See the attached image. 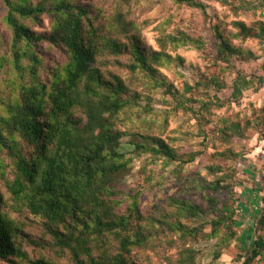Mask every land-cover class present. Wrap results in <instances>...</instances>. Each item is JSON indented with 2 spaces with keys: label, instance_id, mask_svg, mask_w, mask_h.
I'll return each instance as SVG.
<instances>
[{
  "label": "trees",
  "instance_id": "trees-1",
  "mask_svg": "<svg viewBox=\"0 0 264 264\" xmlns=\"http://www.w3.org/2000/svg\"><path fill=\"white\" fill-rule=\"evenodd\" d=\"M1 1L5 14L0 24L7 29L9 37H2L0 31V128L5 126L7 130V135H3L0 129V179L14 199L25 201L30 214L44 220L43 228L50 237L51 249L67 253L73 264H136L131 259V251L146 244V234L155 225L133 229V217L141 220L137 202L132 203L127 214L116 210L115 178L127 169L129 162L118 150L122 134L112 125V117L135 102L118 77L103 78L96 66L97 57L106 50L117 57L125 50L130 56L131 73L154 76L161 60H169L165 52L167 43L196 49L202 44L182 34L159 38V52L143 49L139 46L138 27L132 20L116 9L100 19L99 8L91 0ZM130 1L135 0H113L117 4ZM166 1L205 11L204 5L196 0ZM239 1L241 8L249 4L247 0ZM253 1L263 4L262 0H250V3ZM46 16L50 20L49 30L35 31L33 27ZM232 24L236 33L229 36L241 40L259 37L264 31L261 23L257 28L247 27L240 21ZM213 30L217 55L222 62L228 64L231 56L253 57L249 50L231 45L217 26ZM122 39L126 45L119 46L118 40ZM44 44L64 58L63 63L55 64L51 70L44 67ZM46 73L48 76L44 77ZM215 84L217 90L222 88ZM250 84L238 72L231 99L226 103L237 101ZM186 89L191 90L188 86ZM77 105L85 109L86 124L74 132L60 116L67 115ZM224 106L225 102L214 96L203 102L200 109L208 112L210 108ZM155 142L156 146L137 144L135 149L164 156L172 162L179 159L163 141ZM4 153L9 164L3 161ZM194 160L195 155L187 160L179 159L183 165ZM214 169L210 166L208 172L214 174ZM227 186L219 180L208 184L213 192L227 190ZM209 202L218 209L210 236L221 234V242H227L237 224L235 209L224 204L217 208V201L210 199ZM175 206L183 218L200 212L185 201H178ZM256 221L258 230L264 232V209ZM168 228L187 236L198 231L179 221L170 223ZM19 232L0 209V264H54L45 257L30 258L17 243ZM239 241L243 253L240 264H254L264 258V233L255 237L252 247L241 238ZM110 242L117 246L115 254L104 248ZM182 260L185 264H194L190 249H184Z\"/></svg>",
  "mask_w": 264,
  "mask_h": 264
},
{
  "label": "rangeland",
  "instance_id": "rangeland-1",
  "mask_svg": "<svg viewBox=\"0 0 264 264\" xmlns=\"http://www.w3.org/2000/svg\"><path fill=\"white\" fill-rule=\"evenodd\" d=\"M196 1L204 5L205 11L179 7L166 0H135L125 4L113 0L90 1L99 8L100 19L116 9L132 20L138 27L139 46L143 49L159 52V38L182 34L202 44L196 49L167 43L165 52L169 60H161L154 76L131 73L130 56L125 50L117 57L107 50L97 57L96 66L103 78L118 77L135 102L113 116L112 125L122 134L118 150L129 162L127 169L115 178L116 185L113 184L116 210L127 214L132 203L137 202L141 220L133 217V229L155 225L151 233H145L146 244L131 251V259L136 264H185L184 249L191 250L194 264H240L243 260L240 259L243 256L240 238L252 247L255 237L264 233L258 230L256 221L264 209V31L259 37L244 40L229 36L236 33L232 24L235 21L252 28L261 23L264 29V0L263 4L247 0L249 4L243 8L239 0ZM4 14L0 0V22ZM216 26L231 45L249 50L253 57L231 56L228 64L222 62L216 51L213 30ZM49 28L47 16L33 27L37 32ZM0 31L2 37H9L2 24ZM118 41L119 46L126 45V40ZM43 47L46 69L63 63L60 52L49 49L46 44ZM238 72L251 84L237 101L227 104ZM43 75L46 77L48 73ZM215 82L222 88L217 90ZM214 96L225 102V106L201 112V104ZM60 119L67 121L70 130L75 132L86 124L85 109L77 105ZM0 129L7 135L5 126ZM158 139L180 160L193 155L195 160L183 165L179 159L172 162L164 156L135 149L137 144L156 146ZM3 161L10 163L5 153ZM210 166L215 168L214 174L208 172ZM7 175L12 178L9 170ZM216 180L228 185L227 190L213 192L208 184ZM0 191L1 212L21 231L17 243L29 257H45L54 264H73L67 253L51 249L50 237L43 228L44 220L30 214L23 199H14L1 179ZM210 199L217 201V208L224 204L235 209L237 224L227 242H221V234L210 236L211 223L218 217V209L213 208ZM178 201H185L200 212L190 218L180 217L175 206ZM177 221L198 231L190 236L171 232L168 225ZM104 248L112 254L117 250L113 242ZM93 252L98 253L94 248ZM254 264H264V258Z\"/></svg>",
  "mask_w": 264,
  "mask_h": 264
}]
</instances>
